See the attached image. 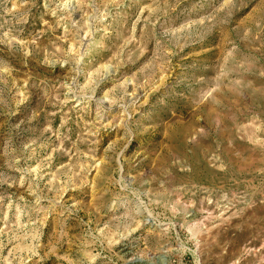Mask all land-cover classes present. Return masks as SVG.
Returning a JSON list of instances; mask_svg holds the SVG:
<instances>
[{"label": "rangeland", "instance_id": "1", "mask_svg": "<svg viewBox=\"0 0 264 264\" xmlns=\"http://www.w3.org/2000/svg\"><path fill=\"white\" fill-rule=\"evenodd\" d=\"M0 264H264V0H0Z\"/></svg>", "mask_w": 264, "mask_h": 264}]
</instances>
